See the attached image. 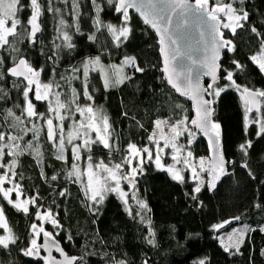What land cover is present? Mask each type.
<instances>
[{
    "label": "trees",
    "instance_id": "1",
    "mask_svg": "<svg viewBox=\"0 0 264 264\" xmlns=\"http://www.w3.org/2000/svg\"><path fill=\"white\" fill-rule=\"evenodd\" d=\"M39 2L43 13L39 20L42 31L37 35L36 42L31 43L25 37L15 43L19 52H11L7 46L6 49H0V58L4 59L0 71L5 74L4 79L0 80V127L5 131L8 129L2 117L6 110L11 108L20 115L21 109L25 107L23 83L20 88L14 87V82L20 81L7 74V69L13 66L12 57H23L34 69H43L40 81H56L61 87L54 88V91L61 93H69L71 87L82 92V64L90 58L99 56L103 61L121 64L125 56H134L145 69L143 73H135L124 84L109 89L104 88L99 72H90L89 92L93 101H87L81 95L79 103L81 106L92 104L94 108L103 110L109 118L115 141V150L111 155L101 144L92 145V160L119 162L126 154L130 142L138 147L151 148L153 144L148 141V136L154 130V121L158 118H171L170 122H175L185 114L189 119L192 118L191 105L178 97L161 79L163 74L160 71L158 39L136 14H131L129 24L132 31L129 38L120 47H116L117 42L106 28L96 30L93 24L96 9L92 0H79V32L73 24L71 0L67 4L63 0H53L52 6L61 10L59 14L47 10L48 0ZM29 3L30 0H21L24 8L18 13V18L22 24H26L30 18ZM97 4L102 8L99 15L104 24H122L123 17L115 12L114 5L108 4L107 0H97ZM234 6L246 10L249 20L243 22L244 28L238 29L235 36L229 30H224L225 37L232 40L236 50L224 55L222 80L216 87H223L225 91L215 97L213 111V120L220 125L224 153L232 161L227 168L228 175L220 179L215 189H209L206 176L201 192L194 193L193 189L198 182L191 180L188 173L181 183L173 180L167 171L158 169L154 161H146L142 174L136 177V186L131 194L135 191L137 199L144 201L150 209L141 214L151 219L156 242L153 247L146 242L148 226L141 223L137 215L139 207L131 199V194L128 205L117 194L110 193L102 203L90 208L92 202L84 191L86 177L80 181L74 177L67 178L72 163L71 148L65 152L67 164L57 160L53 154L54 149L42 131L39 145L43 152L44 176H41V167L33 156L26 153L19 158L15 169L17 176L13 178L15 183L20 184L24 196L39 197L37 207L32 206L29 214H24L9 205L0 193V207L4 210L9 228L17 237L15 245H10L8 249L0 248V264H44L42 259L23 255V250L29 247L32 239L30 226L36 222L35 213L40 207L55 215L61 227L55 228L48 224L47 228L52 230L53 237L68 254L82 258L79 264H114L113 258L124 259L128 264H144L145 260L148 264H199L200 260H205L206 264H264V255L261 254V250H264V232L258 230L264 225V135L257 136L259 125L255 124L245 131L240 92L223 78L226 75L224 70L227 69L233 72V79L242 87L264 90V73L251 60V56L259 51L261 40H264V0H244L243 4L237 0ZM60 16L73 25L66 31L72 36L74 47L68 49L62 46L57 53L55 45H63L62 39H57L56 31ZM252 27H256L259 36L251 32ZM93 34L95 41L88 39ZM233 60L239 62L242 68L237 69ZM73 68H80L81 72L73 73ZM127 74L132 75L133 70L128 69ZM73 76H80L81 79H72ZM30 98L37 112L47 114V103L36 101L33 93H30ZM176 103L182 104L186 112L174 108ZM78 115L75 113L72 119L63 122L67 131L71 129L73 120L78 121ZM22 118L25 119V125L22 126L31 127L28 118ZM32 122L43 124V120ZM30 138L31 133L24 140ZM188 140L185 134L177 142L197 158L210 155L206 137L199 133L192 138L191 144ZM248 140L252 142V147L245 157L239 145ZM20 143L23 144V141ZM88 154L87 151L83 152L84 157ZM165 158L171 160L169 155ZM10 159L6 158L5 162ZM245 162L247 168L241 166ZM77 163L85 170L88 161L82 158ZM5 170L0 169V174ZM53 175L57 176V180H51ZM62 190H66L65 196L59 195ZM192 195L197 199L193 200ZM256 205L261 207L257 208ZM127 208L132 210V215H129ZM237 216L241 220L228 224L227 229L237 224H247L257 230L247 234L240 248L241 254L231 255L224 251L218 239L221 238L219 232L213 226ZM6 234L0 228V235Z\"/></svg>",
    "mask_w": 264,
    "mask_h": 264
},
{
    "label": "snow or ice",
    "instance_id": "2",
    "mask_svg": "<svg viewBox=\"0 0 264 264\" xmlns=\"http://www.w3.org/2000/svg\"><path fill=\"white\" fill-rule=\"evenodd\" d=\"M237 0H195V3H190V0H107V3L114 5L116 13L123 17L122 24L116 26L113 24H104L100 19L102 8L97 4V0H92V4L96 9V17L93 24L96 30L101 27L107 29L117 42L116 47H120L122 43L127 41L131 34L129 24L130 16L129 9L135 11L142 17L143 23L150 26L159 37V52L162 57L163 73L161 79L170 86L171 90L179 96L185 97L192 102L194 116L189 119L185 114L175 122H170L169 119H156L154 121V130L148 136V141L154 145V150L150 147H138L135 143L127 145L126 154L119 162L98 163L92 162L91 146L101 144L103 148L109 150V155L115 150L114 137L111 131V124L108 116L102 109L94 108L92 104L81 106L79 103L80 96L87 101H93V96L89 92V74L91 71H97L103 80L105 89L117 87L124 84L133 78L135 73H143L145 69L139 65L134 56H125L121 64L105 65L101 62L99 56L90 58L82 64V92H78L75 87H71L69 93H61L53 91L54 88H60L61 85L56 81L42 83L39 79L43 69H34L29 62L20 57H12L13 66L7 69V74L17 78L20 83L13 84L14 87L20 88L23 83L22 95L25 102V107L21 109V114L17 115L11 108L6 110L3 115V120L8 131L0 127V169H6L3 174H0V193L9 205H12L17 210L24 214H29V205L37 207L38 196L25 197L20 199L24 194L21 191V186L13 181L17 176L15 171L19 158L24 154L33 156L35 162L41 167V176L43 173V152L39 145L41 132L46 134V140L54 149L55 158L68 163V157L65 155L66 145H71V158L67 178H75L80 181L86 177L85 196L90 199L93 206L102 203L107 194H117L125 205H128L129 192L122 187V182H126L130 188L135 189L136 177L143 172V165L146 161H154L158 169L167 171L173 180L183 183L184 176L181 174L183 169L176 168V165L183 164L184 168L190 169L192 180L198 181L194 187V193L201 192V186L205 184L202 174H207L210 179L207 181L209 189H215L220 179L228 175L226 165L231 163L226 161L223 155L220 125L212 120L213 108L211 107L215 97H219L221 92L225 91L223 87H216L218 82V73L221 70L219 63L221 59V50L226 49L228 52H234L235 45L232 40L225 39L222 29H227L233 36L237 35L238 29L244 28V23L249 20V13L243 9L234 7ZM67 4L68 0H63ZM72 13L74 16L73 24L77 32L79 28V0H71ZM243 4L244 0H239ZM53 0H48V11L56 14L60 13L59 8H54ZM29 7L31 9L30 18L26 24H22L18 18V13L23 10L24 6L21 0H0V49H10L11 52H19L15 47V43L27 37L31 43L36 42L37 33L41 32L39 23L42 13V7L39 0H30ZM63 16H60L56 31L57 39H62L63 45L56 44L57 53L63 46L72 49L74 45L71 43L72 36L66 31L72 27ZM251 32L260 35L256 27L251 28ZM123 37V40L121 38ZM11 38V39H10ZM88 39L95 41V35H90ZM194 40V45L189 41ZM52 59V57H49ZM251 60L256 64L260 72L264 73V40H261V47L256 55L251 56ZM4 63V59L0 58V66ZM233 64L237 69L242 68V65L233 60ZM125 68L133 70L132 75L125 73ZM73 73L81 72L80 68H73ZM226 75L223 77L230 82V86L240 92V98L244 106V126L245 131L252 124L259 125L257 136L264 135V90H251L247 87H242L233 79V72L224 70ZM4 72L0 71V80L4 79ZM210 77L211 82L204 87L201 83L203 77ZM22 78V79H21ZM61 79H65L61 77ZM72 79H81L80 76H73ZM26 81V83H24ZM69 84L71 80L69 79ZM2 91V89H0ZM30 93H33L36 101L47 102V114L36 111V106L30 98ZM63 96V99H62ZM206 96L213 97V100L206 99ZM74 106V107H73ZM18 107V105H17ZM174 108L183 109V105L176 103ZM75 113H79L81 119L73 120L71 129L65 134L64 121L72 119ZM255 113V115H252ZM127 116V113H124ZM31 123V127L25 125V119ZM33 120H43V124L32 122ZM58 121L59 123H54ZM46 126V127H45ZM143 127V125H140ZM165 127L168 131L165 132ZM197 132L208 137L210 157H201L198 162H194L193 154L187 151L184 155V148L178 144L181 136L187 134L189 137L188 143H192V138ZM31 133V138L24 140L25 136ZM91 133H95V138ZM80 140V143L75 141ZM23 141V144L20 142ZM163 141V145H161ZM252 147L250 140L239 145V150L246 157L249 149ZM171 149V159L173 164L165 165L162 162V155H165V149ZM89 154L84 157L83 152ZM146 154V155H145ZM11 158L6 161V158ZM82 158L88 161L85 170L80 168L77 163ZM135 162V163H134ZM247 168L245 162L241 165ZM198 169V170H197ZM251 176V172H249ZM254 178V177H253ZM51 180H57V176L53 175ZM8 182L12 187L5 188L4 184ZM12 193L16 194L17 200L14 202L10 197ZM60 196L66 195V190L59 193ZM193 200L197 197L192 195ZM131 199L135 200L139 210L137 215L140 217L141 223L148 226V236L146 242L153 247L156 246L155 233L151 228V219L146 215L141 214L148 209L144 201L137 199L135 191L131 194ZM257 208L261 207L256 205ZM129 215H132L130 208L126 209ZM35 218L40 221H50L53 227L59 228V221L53 218L50 210L41 212L37 209ZM135 218V217H134ZM241 217H232L230 220L221 224L214 225L216 230L224 228L233 221H240ZM32 239L29 247L23 250V255L34 256L40 253L43 248L48 255L40 257L44 264H77L81 257L68 256L60 245L55 242L52 233L46 231L44 227L38 226L36 223L31 224ZM0 228L7 232V235H0V248L8 249L10 245H15L17 237L9 228L4 215V210L0 207ZM250 225L243 224L241 227L233 229L225 237L219 238L226 253L237 255L240 253V248L243 245L248 233L256 231ZM264 232V225L258 229ZM43 234L44 242L38 243V238ZM71 239V237H68ZM224 239L229 243L225 244ZM55 249L62 257L59 260L52 255V250ZM264 255V250H261ZM114 264H128L124 259L115 260ZM144 264H148L145 260ZM199 264H206L205 260H200Z\"/></svg>",
    "mask_w": 264,
    "mask_h": 264
},
{
    "label": "rangeland",
    "instance_id": "3",
    "mask_svg": "<svg viewBox=\"0 0 264 264\" xmlns=\"http://www.w3.org/2000/svg\"><path fill=\"white\" fill-rule=\"evenodd\" d=\"M227 2H229V1H227ZM234 6V5H233ZM235 7V6H234ZM243 23V22H242ZM224 30H226V29H224ZM259 52V51H258ZM258 52H256L254 55H256ZM101 59V58H100ZM101 62L103 63V64H105V65H111V64H113V63H109V62H106V61H103L102 59H101ZM115 64H117V65H119L118 63H115ZM128 69H130V68H125V73L127 74V70ZM131 71H132V69H131ZM43 83V82H42ZM53 91H54V89H53ZM33 97H34V95H33ZM209 98L211 99V100H213V97H211V96H209ZM40 102H44V101H40ZM45 103H47V102H45ZM213 103H214V101H213ZM79 117H78V121L81 119V117H80V115H78ZM46 127V126H45ZM168 131V128L167 127H165V132H167ZM67 133V130L65 129V134ZM197 134H199L198 132H197ZM196 134V135H197ZM91 135H92V137L93 138H95V133H91ZM77 141H80V140H77ZM77 141H75L76 143H78ZM81 142V141H80ZM161 145H163V141H161ZM71 148V145H66V149L67 148ZM153 150H154V145L151 147ZM187 151H190V150H188V149H184V155H186V153H187ZM165 155H162V162L165 164V165H171V164H173V161H172V159H171V154H172V150L169 148V149H165ZM146 155V154H145ZM167 155H169V159H171L170 161H167V159L165 158ZM206 157H210V156H205V158ZM93 159V158H92ZM193 160H194V162H198V160H199V158H197V157H195V156H193ZM92 162L95 164V163H98V162H100V161H95V160H92ZM106 163V162H105ZM135 163V162H134ZM145 164V163H144ZM144 166V165H143ZM176 168H178V169H183V171H182V175L185 177V175H186V173H188V176H189V178L192 180V174H191V170L190 169H186V168H184V166H183V164H178V165H176ZM198 170V169H197ZM206 176H207V174H202V178L204 179V180H206ZM194 181V180H193ZM198 181H196V183H197ZM4 187L5 188H9V187H12V184H10V183H8V182H5V184H4ZM122 187H123V189L125 190V191H127V192H129V196H130V194H131V191H132V188H130L129 187V185L126 183V182H122ZM26 196H22V197H20V199L21 200H23L24 198H25ZM14 202L17 200V197H16V194L15 193H12V195H11V197H10ZM128 203H129V197H128ZM36 204H37V202H36ZM29 207V210L31 209V207H32V205H29L28 206ZM38 210L39 211H41V212H46V211H44L43 210V208L42 207H40V208H38ZM53 215V214H52ZM53 218H55L56 219V217H55V215H53ZM5 220H6V217H5ZM6 222H7V220H6ZM38 226H42V227H44V229L46 230V231H48V232H50V233H52V230H50V229H48L47 228V225L48 224H50V225H52L51 223H50V221H40V220H36V222H35ZM7 224H8V222H7ZM229 225H226L224 228H221V229H219L218 230V232H219V236L221 237V238H223V237H225L228 233H230L233 229H236V228H239V227H241L242 225H239V224H237V225H234L233 227H231V228H228L227 229V227H228ZM7 233V232H6ZM8 234V233H7ZM6 234V235H7ZM53 235V234H52ZM42 238H43V234H41L40 235V237L38 238V243H40L41 241H42ZM224 243L225 244H227V243H229V241L227 240V239H224Z\"/></svg>",
    "mask_w": 264,
    "mask_h": 264
},
{
    "label": "water",
    "instance_id": "4",
    "mask_svg": "<svg viewBox=\"0 0 264 264\" xmlns=\"http://www.w3.org/2000/svg\"><path fill=\"white\" fill-rule=\"evenodd\" d=\"M190 3H195V0H190ZM129 11V16H130V18H131V14L133 13V14H136L142 21H143V19H142V17H140V15L135 11V9H129L128 10ZM121 15V14H120ZM146 26H148V25H146ZM154 33H155V31L150 27V26H148ZM42 29V28H41ZM222 31L224 32V37H225V31H224V29H222ZM40 33V32H39ZM39 33H37V35L39 34ZM155 35H156V37H157V39H158V41H159V37L157 36V34L155 33ZM225 39H228V38H226L225 37ZM189 43L190 44H193L194 45V40H191V41H189ZM159 44V43H158ZM159 47H160V45H159ZM226 52H228L226 49H222L221 50V59H220V61H219V63H220V65H221V70H220V72L218 73V77H219V79H218V82L217 83H219L221 80H222V73H223V69H224V66H223V60H224V55H225V53ZM160 57H161V55H160ZM161 68H162V57H161ZM163 74V73H162ZM10 76V75H9ZM11 77V76H10ZM11 78H13V79H17V78H15V77H11ZM211 82V80H210V77H207V76H205V77H203L202 79H201V83H202V85L204 86V87H207V84L208 83H210ZM169 88H170V86H169ZM174 91V90H173ZM178 97H180V98H182V99H184V100H186L190 105H191V112H192V117L194 116V111H193V108H192V102H191V100H189V99H187V98H185V97H182V96H179V94H177V93H175ZM206 99H209V100H211L210 98H209V96H206L205 97ZM211 107L213 108V110H214V103H212V105H211ZM212 120H213V115H212ZM214 121V120H213ZM198 133H200V132H198ZM201 135H203L202 133H200ZM204 137H206L207 138V140H208V137L207 136H205V135H203ZM221 143H222V150H223V155H224V158H225V160L226 161H229L228 160V158L226 157V155H225V153H224V147H223V142L221 141ZM211 151H210V155L209 156H211ZM229 162H231V163H228L227 165H226V170H227V168H228V166L230 165V164H232V161H229ZM207 179L209 180L210 179V177H208L207 176ZM54 240H55V242H57L59 245H60V247L63 249V251L68 255V256H73V255H70V254H68L67 253V251L65 250V248L62 246V244L54 237ZM44 242V237L42 238V241H41V243L40 244H42ZM43 255H48V253L43 249V248H41V250H40V253L38 254V255H34V257L35 258H37V259H41L40 257H42ZM52 255L54 256V257H56L57 259H59V260H63V257L58 253V252H56L55 251V249H53L52 250ZM76 257H78V256H76ZM80 263V260H78L77 261V264H79Z\"/></svg>",
    "mask_w": 264,
    "mask_h": 264
}]
</instances>
